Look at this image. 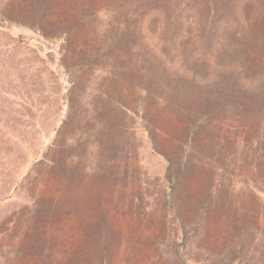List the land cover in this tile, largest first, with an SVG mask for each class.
<instances>
[{
  "label": "rangeland",
  "instance_id": "374dc122",
  "mask_svg": "<svg viewBox=\"0 0 264 264\" xmlns=\"http://www.w3.org/2000/svg\"><path fill=\"white\" fill-rule=\"evenodd\" d=\"M0 264H264V0H0Z\"/></svg>",
  "mask_w": 264,
  "mask_h": 264
}]
</instances>
